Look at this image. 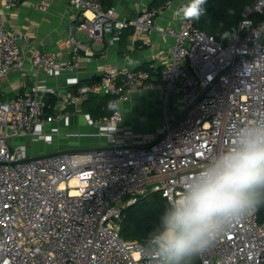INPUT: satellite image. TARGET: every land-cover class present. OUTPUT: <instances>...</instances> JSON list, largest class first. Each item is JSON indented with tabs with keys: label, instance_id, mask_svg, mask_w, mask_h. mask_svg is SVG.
<instances>
[{
	"label": "built area",
	"instance_id": "obj_1",
	"mask_svg": "<svg viewBox=\"0 0 264 264\" xmlns=\"http://www.w3.org/2000/svg\"><path fill=\"white\" fill-rule=\"evenodd\" d=\"M16 2L0 0L5 7ZM71 2L83 15L77 28L93 41L112 29L110 40L118 39L130 25L137 34L155 29L172 42L159 82L146 69L109 66L91 84L61 94L45 77L64 73L65 84H78L80 50H91L69 34L72 59L39 51L27 32L5 26L0 11V89L14 71L19 86L30 80L23 93L0 99V264H161L145 244L121 236L122 210L150 192L166 200L178 194L184 174L231 142V128L264 120V0L247 4L224 38L183 16L175 24H155V7L125 20L100 0ZM50 4L35 5L45 10ZM146 86H160L163 104L160 130L147 136L120 125L119 107ZM95 92L110 97L113 107L105 117L82 112L81 102ZM48 93L60 95L58 103L48 102ZM173 96L176 106L169 113ZM74 112L104 144L27 154V142L51 144ZM198 255L200 264H264V217L256 208L236 219Z\"/></svg>",
	"mask_w": 264,
	"mask_h": 264
},
{
	"label": "crops",
	"instance_id": "obj_2",
	"mask_svg": "<svg viewBox=\"0 0 264 264\" xmlns=\"http://www.w3.org/2000/svg\"><path fill=\"white\" fill-rule=\"evenodd\" d=\"M100 1L103 8L112 7L114 9L116 18L125 20L134 18L144 8L155 7L157 12L153 16L154 22L162 26L175 24L181 15L174 14V11L180 4L186 2V0H172L167 7H164L167 0ZM36 2L37 0H17L11 7H5L0 3L5 26L8 29L27 32L32 44L39 51H55L61 59H72L74 44L70 41L69 34L91 50L90 55H86L85 50H80L82 58L75 72L79 79L78 84H65V74L62 73L56 77H45L47 86L61 94L66 91L74 92L77 85L91 84L100 75L102 69L109 66L146 69L150 73V79L159 82V72L167 59L169 46L172 42L171 37L161 34L155 29L137 34L133 26L129 25L122 29L118 39L110 40L112 29L105 32L102 40L93 41L86 30L77 28L83 15L71 0H51L50 6L45 10H39L35 5ZM42 76H44L43 73L40 74V77ZM19 78L17 72L14 71L2 81V89H0L2 97L0 99L12 98L17 93L27 90L30 80L24 79L25 85L19 86ZM159 88L160 86L143 87L132 93L127 101L121 102L119 104L122 112L120 125L145 136L158 133L163 117V104ZM46 95L48 102L58 103L60 95L55 93ZM174 99H176L175 96L171 101L173 102ZM173 104L174 102L172 109H169V104L167 105L169 113L174 111L176 105ZM112 107L110 97L102 92H95L81 102L82 112H89L95 118L107 116ZM68 110L73 112V106H68ZM71 117L73 127L76 126L83 131L88 130V127L92 128L85 123L82 114L74 112ZM150 128H156L157 131H149Z\"/></svg>",
	"mask_w": 264,
	"mask_h": 264
},
{
	"label": "clouds",
	"instance_id": "obj_3",
	"mask_svg": "<svg viewBox=\"0 0 264 264\" xmlns=\"http://www.w3.org/2000/svg\"><path fill=\"white\" fill-rule=\"evenodd\" d=\"M204 4L186 0L175 13L199 19ZM230 132L231 142L184 174L153 219L144 243L161 264H190L233 221L264 206V120L241 121Z\"/></svg>",
	"mask_w": 264,
	"mask_h": 264
},
{
	"label": "trees",
	"instance_id": "obj_4",
	"mask_svg": "<svg viewBox=\"0 0 264 264\" xmlns=\"http://www.w3.org/2000/svg\"><path fill=\"white\" fill-rule=\"evenodd\" d=\"M252 0H205V11L199 19H192L194 26L216 37L222 36L235 26L242 17L243 8ZM92 113V111H90ZM165 201L159 192H150L137 202L122 210L120 221L121 236L124 239L145 241L146 234ZM258 209L259 218L264 217V206ZM190 264H200L198 253L191 258Z\"/></svg>",
	"mask_w": 264,
	"mask_h": 264
},
{
	"label": "rangeland",
	"instance_id": "obj_5",
	"mask_svg": "<svg viewBox=\"0 0 264 264\" xmlns=\"http://www.w3.org/2000/svg\"><path fill=\"white\" fill-rule=\"evenodd\" d=\"M227 33V32H226ZM226 33H224L221 38H224ZM2 97V95H0ZM174 102V106L176 104V101ZM171 100L169 101V109H172V103ZM173 106V108H174ZM162 114V111H161ZM91 127V126H90ZM96 129L89 128L86 131L80 130L78 127H73V125L69 126H62L60 125V134L58 137H54L51 144H47L42 142L41 140L34 143H29L27 145V154L30 155H36L38 153H49L54 152L57 149L63 150V149H71V148H77V147H89L93 145L98 144H104L105 140L100 138L98 135L91 134L92 132H95ZM149 131H157L156 128H150ZM26 138L20 139V141L25 142Z\"/></svg>",
	"mask_w": 264,
	"mask_h": 264
},
{
	"label": "water",
	"instance_id": "obj_6",
	"mask_svg": "<svg viewBox=\"0 0 264 264\" xmlns=\"http://www.w3.org/2000/svg\"><path fill=\"white\" fill-rule=\"evenodd\" d=\"M87 148H90V147H87ZM87 148H83V149H87ZM71 149H64V150H61V151H70ZM54 153H57V151H55V152H49V153H45V154H42V155H51V154H54ZM27 159H29V158H27ZM26 159V160H27Z\"/></svg>",
	"mask_w": 264,
	"mask_h": 264
},
{
	"label": "bare ground",
	"instance_id": "obj_7",
	"mask_svg": "<svg viewBox=\"0 0 264 264\" xmlns=\"http://www.w3.org/2000/svg\"><path fill=\"white\" fill-rule=\"evenodd\" d=\"M74 180L72 179L71 182H73Z\"/></svg>",
	"mask_w": 264,
	"mask_h": 264
}]
</instances>
